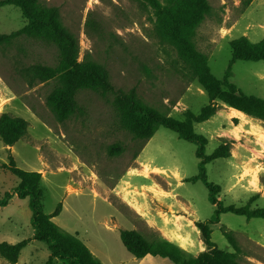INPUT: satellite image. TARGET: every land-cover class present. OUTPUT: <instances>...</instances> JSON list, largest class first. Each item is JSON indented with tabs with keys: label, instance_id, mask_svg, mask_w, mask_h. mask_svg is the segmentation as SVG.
<instances>
[{
	"label": "rangeland",
	"instance_id": "374dc122",
	"mask_svg": "<svg viewBox=\"0 0 264 264\" xmlns=\"http://www.w3.org/2000/svg\"><path fill=\"white\" fill-rule=\"evenodd\" d=\"M40 1L59 8L65 26L79 38L80 59L89 53L105 66L115 89L134 88L148 104L179 119L184 118L186 109L199 113L209 102L197 79L178 72L176 50L154 35L153 12L138 0ZM209 1L211 13L198 27L195 41L208 55L211 71L222 79L232 58V39L245 35L258 42L264 38V0H251L247 6L246 0ZM90 18L99 22L98 31L87 32ZM26 22L19 7L0 8V33L20 29ZM57 61V47L40 39L22 36L0 46V114L7 112L28 122L26 137L13 146H6L0 139V198L19 182L3 166L11 153L20 168L42 173L44 211L52 214L62 202V211L53 220L76 234L103 264H144L122 243L121 229H137L150 239L165 236L138 216L124 197L147 193L143 197L148 201L142 202H148L149 215L164 220L161 212L165 219L170 214L172 228L180 223L181 217H175L180 213L177 206L183 205L197 220L209 219L215 206L208 198V188L201 179L187 180L199 173L197 146L160 126L140 150L142 142L120 124L113 92L80 90L76 97L85 115L57 121L46 104L56 82L30 85L21 73V68L30 64L54 65ZM232 72L231 81L244 93L264 98V60H237ZM219 105L212 118L195 124L196 132L209 139L207 154L223 143L231 151L229 157L207 164L208 179L221 186L219 198L225 204L243 205L253 197L252 207H264V158L263 162L255 159L261 156L255 151L261 139L255 132L242 129L235 136L225 134L234 128L228 120L229 110L262 132L264 121L245 117L221 102ZM114 143H120L124 151L110 155L107 149ZM156 190L166 198L158 196ZM31 215L29 199L17 195L0 207V242L28 240L16 263L0 254V264H44L48 260L46 243L34 239ZM223 229L232 231L241 247L240 264H264V218L248 220L227 212L212 225L215 244L235 252ZM184 233L193 243L189 248L182 247L188 258L205 250L199 230L198 235ZM56 264L70 263L57 259Z\"/></svg>",
	"mask_w": 264,
	"mask_h": 264
},
{
	"label": "trees",
	"instance_id": "16d2710c",
	"mask_svg": "<svg viewBox=\"0 0 264 264\" xmlns=\"http://www.w3.org/2000/svg\"><path fill=\"white\" fill-rule=\"evenodd\" d=\"M138 1L153 12L154 35L160 42L176 50L177 62L180 65L178 72L191 80L197 79L208 94L209 102L199 113L186 109L183 113L184 118L179 119L172 116L169 111L148 104L134 88L127 91L115 89L105 66L93 60L89 53L80 59L79 38L65 26L59 8L47 6L40 0H0V8L15 5L20 8L27 20L20 29L0 33V46L9 45L15 39L27 36L52 43L57 47L56 64L33 63L21 68V73L30 85L51 80L56 82L46 98V104L59 122L85 115L86 111L76 97L80 90L113 92V105L119 114L120 124L134 139L142 142L140 150L160 126L171 129L180 138L196 144L199 173L187 180L201 179L208 188L210 202L215 206L214 214L209 219L196 221L205 250L195 257L188 258L180 245L166 238L150 239L137 229L123 228L120 237L132 255L136 258H143L148 254L160 255L169 258L174 264H240L238 254L241 247L233 232L228 229L222 230L235 250L225 251L212 240V225L219 223L221 215L227 212L245 216L248 220L264 218V207H252L253 197L243 205L225 204L219 198L221 186L208 179L207 164L217 158L229 157L231 151L228 144L223 143L211 154H207L209 139L204 134L196 132L195 124L212 118L220 106L219 102L240 110L249 117L264 121V98L244 93L231 81L232 67L237 60H264V38L258 42H252L245 35L232 39L230 41L232 58L224 77L220 79L211 71L208 55L198 49L195 41L198 27L211 13L212 6L209 0ZM250 2L251 0H246L244 5L247 6ZM86 25L88 33L91 29L98 31L100 27L94 18L88 19ZM27 131L28 122L25 118L7 112L0 114V139L6 146H13L24 139ZM107 151L110 155H117L124 151V147L120 143H114ZM3 166L16 175L19 182L0 198V207L6 206L15 195L29 199L34 239L45 242L50 251V256L44 264H56L57 259L70 264H103L76 234L64 230L53 220L62 211V202L52 214L44 211L40 188L41 172L20 168L11 153L9 162ZM27 243L28 240L17 243L0 242V254L10 263H16Z\"/></svg>",
	"mask_w": 264,
	"mask_h": 264
},
{
	"label": "crops",
	"instance_id": "0c3cea01",
	"mask_svg": "<svg viewBox=\"0 0 264 264\" xmlns=\"http://www.w3.org/2000/svg\"><path fill=\"white\" fill-rule=\"evenodd\" d=\"M230 109L232 107H229ZM235 109V108H234ZM240 111V110H238ZM242 112V111H241ZM245 114V113H244ZM245 117H249L245 114ZM250 118V117H249ZM229 123H232L234 126V128H230L229 131H226L225 134L231 135V136H235L236 133H238V131L245 130L247 132H255L256 134H258V139H261L262 144L259 146L257 145L255 151L257 152V154L261 155L259 158H255L258 162H263L261 159L264 158V132L258 130L257 128H252V126L249 124V120L247 119H243L240 115H236L233 114L230 110H229ZM234 121H237V123L235 124ZM252 123V122H250ZM260 142V140H259ZM260 159V160H259ZM146 176V175H144ZM158 192V190H156ZM166 193V192H165ZM169 193V192H168ZM158 196H160L161 198H166L165 194L158 192L157 193ZM143 196H147V193L143 194ZM143 196H133L132 198H129V195L126 196L127 200H132L134 201L133 203L140 207V209H136V207H134L133 205L130 204V206H132V208H134V210L136 212H138V216L143 217V219L148 223V225L153 228L154 230H161L163 235L165 236V238L171 242H174L178 245H180L183 248H189L192 246V240H190L188 238V236H186V233H184L185 231H192L194 232L196 235H198V227L196 226V221H198L196 218H194L193 216L190 217L189 215H191V212H188V209L182 208L177 206L176 209L179 210V214H175L176 218H179V224H177V227H171V223L169 222V216L168 218L163 216L164 212H161L160 215H162V218H164V220H161L159 218V216H155L154 214H152V216L149 215V212L152 213L150 211L149 208V204L148 202H142V199H146V201H148L147 197H143ZM154 195H151V198ZM125 199V198H124ZM183 204V203H182ZM141 205V206H140ZM140 213V214H139ZM189 214V215H188ZM200 231V230H199ZM177 236H181L182 238H186V242L183 244L181 242V240L177 237ZM177 239V240H176ZM189 243V244H188ZM204 243V242H203ZM140 261L144 264H174L169 258L167 257H162L160 255H152V254H148L146 256H144L143 258H138ZM57 262V260H56Z\"/></svg>",
	"mask_w": 264,
	"mask_h": 264
},
{
	"label": "bare ground",
	"instance_id": "6f19581e",
	"mask_svg": "<svg viewBox=\"0 0 264 264\" xmlns=\"http://www.w3.org/2000/svg\"><path fill=\"white\" fill-rule=\"evenodd\" d=\"M125 198V200H127L126 199V197H124ZM128 201V204H131V205H133L134 207H136V209H140V207H138V206H136L133 202L135 201H132V200H127ZM130 206V205H129ZM141 206V205H140ZM132 207V206H131ZM138 213V212H137ZM140 214V213H139ZM178 238L181 240V242L184 244L185 242H186V239L185 238H182L181 236L179 237L178 236ZM177 240V239H176ZM189 244V243H188Z\"/></svg>",
	"mask_w": 264,
	"mask_h": 264
}]
</instances>
